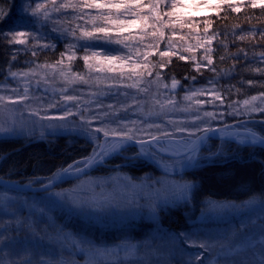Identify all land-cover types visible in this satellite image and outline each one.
I'll use <instances>...</instances> for the list:
<instances>
[{
    "label": "trees",
    "instance_id": "trees-1",
    "mask_svg": "<svg viewBox=\"0 0 264 264\" xmlns=\"http://www.w3.org/2000/svg\"><path fill=\"white\" fill-rule=\"evenodd\" d=\"M60 2H64V0H58V3ZM114 2H118V0H114ZM141 2L147 6L155 3V0H141ZM173 2L174 0H164V2L158 7L156 13L150 12L148 7H145L143 10H140L137 15L126 16L127 18H130V20L135 19L137 22H144L145 19H143V14H147L149 17L151 16L153 19L159 15L162 18V22L156 19V22L152 21L150 24L154 23L159 25L161 32L165 36V38L162 39L159 31L154 28H149L151 34L153 32L156 33L155 36H151V39L153 40L151 44L144 46L143 41L141 43L138 42L141 38L136 39L138 43L129 40V42L135 46L133 48L135 54L136 52H139L135 56H141L140 60H145L147 64V68H144L139 72L143 73V75L136 76L137 74L131 73L129 75L131 78L128 77V84L137 82L144 87L143 89H147V91H143V93L147 95L148 101L146 107L148 109L146 112L141 113V117H149L153 115V107L157 104L155 103V100H151L152 102L149 100V97L152 96L151 93L153 92L157 91L156 95L159 97L158 99H160L161 103L164 104V110L166 106L169 110H175V106L177 105L178 108H176L178 109L179 117H184L179 108L183 106L186 100L185 96L190 95V90H199L202 87L212 86L215 88L216 92L224 97V103H228L229 106L225 110L220 111V119L218 120L217 118H214L217 122L212 124L211 127H224L248 120L246 128H252L253 131L260 134L259 129L262 126L261 122L264 121V112H251L248 107H245L244 110L242 108H240L241 110H238L241 114L233 115L231 113H233L235 108L230 105H232L234 101L238 103H244L245 100L251 101L252 97L261 99V94L264 93V73L256 71V69H264V59H262L260 55L261 53H264V37L261 36V33L264 32V7L258 5L256 8H252L250 6V0L235 1L232 2L233 5L241 7V11L238 13L232 12L227 5H224L215 14L202 17L188 15L182 17L184 24H176L174 28L172 27L171 32V28L168 26V21L172 16L169 17L164 15V13L170 12V5ZM35 3H46V0H35ZM34 6L35 4L33 0H0V8H3L10 14L12 23L20 21L27 22L30 18V9ZM25 10H28L27 14L25 13ZM85 11L89 12L90 15L97 14L95 9H85ZM133 11L137 10L134 9ZM77 12L78 10L74 12L73 9L69 8L64 11L63 14L53 13V21L43 24V27L40 23L35 25L42 37L39 43L51 45V47L47 48L37 47L35 56L32 55L31 50H25L24 46H10L6 41L0 42V86L4 85L7 78L12 76L11 73L25 71L34 65L44 67L48 65L50 67L46 68L53 67L56 69H58V67L66 68L69 75L83 77L84 80L87 81V83L78 81L76 85L78 88L74 87L72 96L80 99L81 103L89 105L91 102L89 92H87L89 90L92 93H95L93 95L97 98L96 100H98L96 103L92 104L96 105L94 110L90 109L89 112H83L84 117L97 123H99L100 120H104V122L100 124V128H114L112 125L113 123L111 125L109 124L111 118H102L100 115H96V111L98 112L104 109V112H108L110 116L120 118L123 115H130V108L127 106L130 103L126 105L120 103V101H122L121 99L125 98L123 96V89L120 88V90H116L115 88V90H113L112 87H115L113 83H105L104 81L107 80L105 73L98 74L86 69L83 61V56L86 52L79 46L84 42L77 41L71 34V29L77 28V25H80L83 28L91 30L93 25L91 23H86L88 16H85L83 20L76 19L75 16L77 15ZM105 14H107V10H105ZM111 15L116 19L118 14L113 10ZM126 17L119 15V19L122 20H126ZM206 21L211 22V27L207 33L204 31ZM105 23V21H96L98 26ZM188 24H192V27H188ZM237 25L239 27H236ZM10 26L11 24L0 22V28H3L5 32ZM157 29L159 30V28ZM28 30H31V28ZM213 32H219L220 35L212 40V43L209 45L207 44V38ZM233 33H235V35ZM252 33L255 35L253 36ZM79 34V29H77L76 36H79ZM239 35H245L246 39H238ZM170 36L174 38L173 42L175 45L166 49L168 41L165 40L169 39ZM148 41L149 40L146 42L148 43ZM221 41H223V44H221ZM124 42H126V40ZM71 44L76 45L74 49L75 56L69 61L67 55L70 53H68L67 49ZM207 47H210L213 50L210 55L213 58V66L217 71L212 72L207 68H201V70L197 72L195 69L196 63H206V61H203V57L205 55V48ZM102 48L115 50V48L118 49V46L113 43L103 45ZM92 51H101V47L88 49L87 53H91ZM163 52H169L170 56H165L162 59L161 53ZM61 53H65V58L63 63L57 66L56 62L61 59ZM13 55L16 57L15 60L12 59ZM180 56H184L185 59L181 60L179 58ZM221 56L225 57L223 61L220 59ZM169 60L171 61L170 63H168ZM161 63L165 64V67L160 68L159 65ZM148 71L152 72L151 76L147 75ZM157 72H159L161 77L159 83L156 82ZM192 76L196 77L195 81L190 79ZM173 77L180 82L177 85L176 91H173L170 87ZM185 77H189V79H185ZM210 80L212 83H209ZM149 81H152L150 85L148 83ZM249 81H251V83H249ZM165 84L169 85V88H162ZM120 86L123 85L119 84L118 87ZM153 86H155V89ZM157 86L159 87L158 90L156 89ZM136 87L137 85L134 89H136ZM134 89H130V92L136 93ZM169 99L174 101V105H176L173 106L172 104H168L167 101ZM99 106L100 109L98 108ZM157 109H160V104L157 105ZM79 110H83V106ZM87 114L88 117L86 116ZM94 115L99 116L100 119H92ZM130 126L132 128L136 127L134 124H131ZM193 129L188 128L186 131L194 132L196 135L195 137H197L200 133L204 132L203 129L205 128L202 127L197 131L196 129ZM78 130L81 135H54L49 136L46 139L38 138L37 140L27 141H22L23 139L18 138L1 139L0 178L39 186L49 182V179L53 177L54 173L56 175L60 174L61 169L67 168L69 164H73L75 161H83L84 158L92 156L93 149H96L97 146L93 145L88 137L84 135L83 132L85 131L83 129ZM146 133L148 132L143 133V137L140 138L141 140L150 139L149 135ZM98 135L99 139H97L99 142H97L100 144V140L104 135L103 132H99ZM170 136L176 138L177 133H172ZM208 141L216 147L221 146L219 154L222 158L217 159L211 164H206L200 168L183 173L182 178L186 182L194 184L191 195V204L198 209L200 208L201 203L207 199H222L224 200V203L234 202L235 204L254 200L255 203H252L254 207L252 211H245L242 213V217L244 218L241 219H246V223L249 221H256L254 225H250V230L258 231L261 219L264 218V206L260 203L261 194L264 193V148L239 146L228 141ZM82 165L83 164L79 165V167ZM115 173L137 181L148 179L146 178L148 176H150L151 179L160 176V171L157 166L143 158L137 150L128 148L119 156L109 161L105 166L97 168L91 174L86 175V177L84 176L83 179L85 181L89 178H101ZM76 180L77 181L75 182H68L57 189H64L66 191L72 190V188L75 187V183L79 181L78 179ZM80 181L82 180L80 179ZM13 193L17 195H25L16 192ZM44 194L45 193L27 195L39 197ZM25 213L23 212V215ZM163 213L160 216V223L166 228L167 232L172 231L175 234L189 232L190 228L186 222L184 216L185 209L183 207H178L169 210L167 213ZM252 216H255L253 220L251 218ZM95 220H97L96 225L100 226L101 222L99 219ZM238 224L237 222L224 223V234L226 235L229 230L233 228L232 226L235 227ZM5 227H7V231H5ZM5 227L1 230L6 232L7 237L3 244L9 243L10 240L17 237V235L19 239L22 240L25 235L23 231L15 230V222H12ZM71 229L79 232V236L82 235L81 230L83 228L81 230H76L77 228ZM149 230V227H147L143 231L139 230L136 233V231H133L131 228L130 231L126 232L117 231L101 235L105 238L103 241L107 239V241L118 240V237L122 233L124 234L121 238L129 237L131 239L136 238L139 240H146L147 236H145V233ZM31 231L35 237H37L36 235H39L40 232H36L35 229ZM18 232H21V234H18ZM90 232L91 231H89V234ZM87 233L88 232L84 233L85 236H87ZM92 234L95 239H98V236L100 235L96 232ZM101 235L99 237H101ZM33 240L34 239H32L31 242H33ZM21 242L23 243L24 240ZM180 246L181 245L178 246L179 251ZM181 249L185 253V250L183 248ZM160 258L164 257L160 255ZM165 259L172 264H182V262L183 264H186L189 257L176 258L174 255L172 258L165 257ZM180 259L181 261H178ZM175 260H177V262Z\"/></svg>",
    "mask_w": 264,
    "mask_h": 264
},
{
    "label": "rangeland",
    "instance_id": "rangeland-1",
    "mask_svg": "<svg viewBox=\"0 0 264 264\" xmlns=\"http://www.w3.org/2000/svg\"><path fill=\"white\" fill-rule=\"evenodd\" d=\"M235 1L239 2L246 0H231V2ZM181 3L190 4L192 7L180 8L179 5ZM205 4L206 0H179L177 4L178 11L168 21L171 32L172 27L174 28L176 24H179V22H176V15H181L182 17L188 15L202 17L215 14L219 11V9L215 7H206ZM196 5H199V7H196ZM172 11V8H170V12ZM121 16L126 17L124 15ZM143 16L147 17L144 22H137L119 36L120 39L126 40L125 44H127L128 47L117 44L118 49L115 48L116 51H107L105 53L106 55H115L117 57L111 64L105 59V54L92 58L91 52L87 53L90 57L87 63L83 59L87 70L98 74L105 73L107 80L104 82L107 84L113 83L115 86L112 87L113 90H115V88L116 90H120V88L123 89V96L125 98L121 99V104L126 105L130 103L127 105L130 108V115H123L119 119L110 116L108 112H104V109L98 112L96 111V115H100L102 118H111L109 122L110 125L113 121H118L112 124L114 128H117L119 125L120 127L126 126L125 130L131 129L135 134V138H137L133 140H141L140 138L143 137V133L148 132L160 136V141L164 140V142L160 144L162 147L165 145L166 141H174L175 144H178V146L183 149L187 147L196 136L189 135V132L184 129L194 128L197 131L202 127L205 129L219 128L218 126L211 127V125L215 124L217 121L214 118L206 117L204 114L205 112H211L214 114V117L219 120L220 111L225 110L229 105L228 103H224V99L223 102H221L220 100L213 99L211 95L205 94L203 96L193 97L190 100H185L183 106L179 108L184 117H179L178 106L176 104L175 110H169L167 106L165 110H161V108L157 109L158 104H156L153 107L154 112L152 116L141 117V113L146 112L148 109L146 107L148 101L147 95L143 93L144 87H142L140 83L132 82L128 84V77L131 73H139L145 68L144 65L147 64L145 60H140L141 56H135L139 52L135 54L133 50L135 46L132 45L129 40L137 42L136 39L141 38L138 42L141 43L143 41L144 44H142L145 46L151 44L153 41L149 28H154L161 33L159 25L154 23L150 24L152 21L156 22V19H153L151 16L149 17L147 14H143ZM125 19L130 20V18L127 17ZM105 24L112 29L113 37L116 38L115 34L118 32V29L115 25L108 22ZM40 25L43 27V24ZM161 26L164 28L162 24ZM157 28H159V30ZM54 32L57 33L56 31ZM161 37L162 39L165 38L164 34ZM173 39L174 38L170 36L169 39L165 40L168 41V47L166 46V49L175 45ZM147 40H149L148 43L146 42ZM164 57L165 56H162L161 58L163 59ZM33 72L36 74L33 75ZM62 72L66 73L68 77L73 79L76 78L75 76L69 75L67 69L63 67H58V69H56L53 67L46 68L44 66L38 67L35 65L25 71L18 72L16 77L10 76L7 78L6 83L0 86V95L15 99L17 94H22L24 89L27 88L29 100L25 101L24 104L17 105L8 104L7 100L3 104H0V126L11 127L13 121L16 122V131L12 133H0V140L4 138H18L23 139L22 141H27L37 140L38 138L46 139L54 135H81L78 129H82L81 125L83 121L79 113H83L84 111L89 112L90 109L94 110L96 105L92 104L96 103L98 100H96L97 98L93 95L95 93L89 90L87 92H89V98L91 102H93H90L89 105L81 103V100L78 98L73 101L65 100V95L73 94V89L77 87L78 81L68 82L66 76L62 75ZM119 84L123 86L118 87ZM132 84L137 85L136 89H134V87H128V85ZM132 88L136 93L130 92ZM153 88L155 89V86H153ZM158 88L157 86L156 89L158 90ZM13 89L16 91L14 92ZM176 89L177 87L172 90L176 91ZM202 89H207L209 92L215 91V88L212 86L202 87L199 90ZM156 92L151 93L152 96L149 97L150 101L159 98ZM197 100H201L202 103L197 104ZM82 106L83 110H79ZM230 106L234 107L236 110H241L240 108L244 110L245 107L251 109L253 106H264V101L257 98L255 101H249L248 105L234 101ZM98 108L100 109V106ZM13 109H16V111H13ZM66 110L73 112L74 115L67 116L66 120L58 119L66 115ZM33 112H39L40 115H31ZM197 114L199 119H197ZM44 115L57 119L42 120L41 117ZM86 116L88 117V114ZM94 117L96 116L94 115L92 119H94ZM90 121L91 124L87 132L92 133V136H89L86 132L83 133L93 145L97 146L99 144V132H94V129L100 128V124L104 122V120H100L99 123L93 120ZM247 121L229 125L228 127L230 128L228 129H246ZM21 124L24 125L22 130L20 129ZM131 124L136 125V127L132 128L130 126ZM42 125L44 127H42ZM148 125H158L159 130L157 127L149 128ZM136 129H142V131H136ZM162 133H169V135L163 136ZM172 133H177V137L174 138L170 136ZM107 141L111 142L114 140ZM105 142L106 141H104V143ZM96 150L99 151V148L96 147ZM220 150L221 146L216 147L210 141H205L197 151L184 158L168 159L156 154L150 147H144L143 151H141V156L143 158L146 157V159L148 158L149 162L157 166L160 171V176L153 177L152 179L148 176L146 177L148 179H141L138 181L132 180L124 175H117L118 173L101 178L93 177L85 181L83 179L84 177H82L78 179L79 181L75 183V187H73L72 190L55 189L50 191L52 193H61V197L48 195V192L39 197L27 194L17 195L11 191L0 188V200L4 202L0 204V232H4L6 236V232L1 231L2 228L15 222V219L24 218H28L31 223L38 225L35 231H40L39 235H36L37 237L31 233L32 231H23L26 235V239L25 235L22 240L19 239L17 235V237L11 239L9 243L0 244V248H3L4 258L6 260H17L27 254L31 255L33 258H39L41 256L44 259L55 258L60 264H121V260L124 257L122 251L115 255H103L104 251L115 250L118 245L142 246L147 241L159 247V256L162 255V257H164L163 259H165V257L172 258L174 255L176 258H188L192 252L203 251L201 249L191 248L188 245H181L182 247H179L180 251L178 247L172 248L168 244L167 238L175 233L166 231V228L160 223V216L163 212L167 213L169 210L183 207L185 209L184 216L190 228L189 232L195 231L211 235H225L224 223L226 222H237V224L241 222L246 223V219H241L244 218L242 217V213L245 211L251 212L254 208L252 204H247L239 208L227 209L223 212H209L205 203L206 201L211 200L224 203V200L207 199L201 203L198 209L191 204L192 197L187 203L183 200L176 203L172 202L173 199L180 196L181 193L178 189L173 193L169 190L170 186L183 185L186 181L182 178V175L186 171L200 168L203 165L211 164L217 159H221L222 156L219 154ZM165 166L167 167V172H165ZM60 174L56 175L55 178ZM80 179L82 181H80ZM75 181L77 180H73V182ZM165 201H167V203H165ZM243 203L244 202L237 205ZM156 204H159V209L157 213L153 215L151 208ZM40 208L44 209V214L39 212ZM23 212L27 213L23 215ZM251 218L253 220L255 216ZM95 219H99L101 222L100 226L96 225L97 220ZM147 227H149L150 230L145 233V236H147L146 240L131 239L129 237L121 238L124 234L122 233L118 237V240L107 241V239L103 241L105 238L101 235L117 231L126 232L130 231L131 228L137 233L139 230L143 231ZM232 227L234 228V226ZM71 228H77L76 230H81L83 228L81 230L82 235L79 236V232ZM84 231L88 232L87 236H85ZM89 231L92 233L96 232L100 234L101 237H99V235L98 239H95L91 232L89 234ZM18 234H21V232H18ZM63 237L67 238L64 239ZM32 239H34L33 242H31ZM20 240H24V242L22 243ZM80 248H83V251H80ZM181 248L185 250V253ZM97 249L99 252L96 251ZM17 253H19V256L16 255ZM140 254L143 255V251H141ZM206 255L211 258V254ZM217 259L221 258L217 257ZM175 261L177 262V260ZM178 261H181V259ZM125 264H129V262L126 261ZM205 264H208L207 260H205Z\"/></svg>",
    "mask_w": 264,
    "mask_h": 264
},
{
    "label": "snow or ice",
    "instance_id": "snow-or-ice-1",
    "mask_svg": "<svg viewBox=\"0 0 264 264\" xmlns=\"http://www.w3.org/2000/svg\"><path fill=\"white\" fill-rule=\"evenodd\" d=\"M35 6L30 9V18L27 22L20 21L16 23L11 22V17L8 12H6L3 8H0V22L4 24H11L8 30L5 32L3 28H0V42L6 41L10 46L21 45L24 46L25 50H31L32 55H36V48H47L51 47L49 44H40L39 41L41 40V36L39 34V30L36 29L35 25L37 23L40 24H47L48 22L53 21V13L63 14L64 11L71 8L74 12H77L75 16L76 19L83 20L85 16H88V20L86 23H91L93 25L91 30L87 28H83L80 25H77V28L71 29V34L77 41H83L79 46L80 48L84 49L86 54L84 55L83 59L87 63L90 59L89 55H87V50L91 48L101 47V51H92L91 57L95 58L102 54H105L107 51H116L114 49H103V45L109 44H121L124 47H128L125 44L124 39H120V34L127 31L130 27L134 26L137 21L135 19L132 20H122L119 19V15H137L140 10H143L145 7H148L149 11L152 13H156L160 4L164 2V0H155V3L150 5L142 4L141 0H118V2H114V0H64V2L58 3V0H46V3H35ZM179 0H174L171 4L172 12H166L164 15L169 17L173 16L177 11V4ZM227 5V7L232 12H240L241 7L234 6L231 0H206V7H215L216 9H220L222 6ZM264 7V0H250V6L252 8H256L257 6ZM180 8H191L192 5L187 3H181L179 5ZM199 7V5H196ZM85 9L92 10L95 9L97 11L96 15H90L89 12H86ZM136 9L137 11H133ZM105 10H107V14H105ZM115 10L118 14L116 19H113L111 13ZM28 10H25L27 14ZM143 19H147V17H143ZM158 21L162 22V18L157 15L155 17ZM105 21L115 25L118 29V32L115 34L116 38L113 37L112 29L107 26V24L97 25L96 21ZM176 22H179L181 25L184 24L181 15H176ZM188 27H192V24H188ZM211 27V22L206 21L204 25V31L207 33L209 28ZM236 27H239L238 25ZM31 28V30H28ZM24 29V30H21ZM79 29V36H76V31ZM55 30V29H54ZM235 35V33H233ZM153 36L156 35L155 32L152 33ZM163 36V33H160ZM220 35L219 32H213L207 38V44H211L212 40L216 39ZM254 36L255 34L252 33ZM261 36L264 37V32L261 33ZM128 39V38H125ZM238 39L244 40L246 39L245 35H239ZM223 44V41H221ZM76 45L71 44L68 46V53L67 59L71 61L75 56V49ZM226 47V45H225ZM213 50L210 47L205 48V55L203 57L204 62H197L195 65V69L197 72L201 70V68H207L209 71L216 72L217 69L213 66V58L210 53ZM162 56H170L169 52L161 53ZM261 58L264 59V53H261ZM15 55H13L12 59L15 60ZM65 53H61V59L56 62L57 66L61 65L64 61ZM181 60H184V56L179 57ZM105 59L111 64L113 61L117 59L115 55H106ZM220 59L223 61L225 59L224 56H221ZM171 61L169 60L168 63ZM211 66V67H210ZM39 67V66H38ZM45 67H50L46 65ZM147 68V65H144ZM160 68L165 67V64L161 63L159 65ZM256 71H260L264 73V69H256ZM36 73L33 72V75ZM13 77L17 76V73H11ZM62 75L66 76L68 82H82L87 83L83 77H76L75 79L68 77L66 73L62 72ZM137 75H143V73H137ZM148 76L152 75L151 71L147 72ZM131 78V77H129ZM161 77L159 72L156 73V82L159 83ZM185 79H189V77H185ZM193 81L196 80L195 76L190 77ZM149 85L152 81L148 82ZM180 82L176 80L174 77L172 78L171 82V89H175ZM209 83H212L210 80ZM251 83V81H249ZM135 84L128 85V87H135ZM164 88H169V85H163ZM15 92L16 90L13 89ZM143 91H147V89H143ZM205 94L211 95L213 99L220 100L223 102V97L215 91L209 92L207 89L202 90H190V95L185 96V99H192L196 96H203ZM65 100L73 101L76 97L72 95H65ZM257 97H252V100L255 101ZM261 99L264 101V93L261 94ZM7 100L8 104L17 105V104H24L25 101L29 100L28 96V89L25 88L22 94H17L16 98L13 99L11 97H5L0 95V104H3ZM155 103L160 104L161 110L164 108V104L160 102L157 98ZM168 104L174 105V101L169 99L167 101ZM197 104L202 103L201 101L197 100ZM245 105L249 104V101H244ZM127 110V109H125ZM16 111V109H13ZM250 111H259L264 112V107L253 106L251 107ZM81 119L83 121L81 128L89 135L92 136V133H88L87 129L91 124V121L84 117L83 113H79ZM233 115L241 114L238 110H234ZM31 115L39 116V112H33ZM74 115L71 111L66 110V115L61 116L58 119L66 120L67 116ZM206 117L215 118L214 114L211 112H205L204 114ZM42 120H51L57 119L55 117H48L44 115L41 117ZM94 119H100L99 116L94 117ZM119 119V118H118ZM197 119L199 116L197 114ZM113 123H117V121H113ZM261 127L259 129L260 134L258 135L256 131H253L252 128H246L245 133L246 135L241 138L240 142H250L252 144H261L264 145V121L261 122ZM24 127L23 124L20 125V129L22 130ZM42 127H44L42 125ZM149 128L157 127L159 130L158 125H148ZM198 127V125H197ZM126 126L120 127L118 125L117 128L111 129H104V128H96L94 132H103L105 138H108L110 135L113 138H117L118 140L114 141H107L105 144H98L97 147L99 151L95 148L93 149V155L90 157L84 158L83 161H75L73 164H69L67 168L61 169L63 173H69L74 168L77 172L82 171L79 165L83 164L85 168L92 166L95 163H98L103 160V158L107 155L112 153H118L120 148L123 147V141H131L135 139V134L131 129L125 130ZM187 130V129H184ZM16 131V122L13 121L11 127H4L0 126V133H12ZM136 131H142V129H136ZM203 131H211L210 128L203 129ZM150 137V141L138 140L137 142L143 145L150 142H157L159 143L161 137L153 135L151 133H146ZM163 136H168L169 133H162ZM189 135H195L194 132L189 131ZM165 172H167V167L165 166ZM56 174H53V177L49 179V185H44L47 189L52 181L55 179ZM194 188V184L190 182H185L183 185H172L170 186V191L175 193L177 189L181 193L180 196L175 197L173 199V203L179 202L183 200L185 203L191 198L192 189ZM48 195H54L57 197H61V193H52L48 192ZM4 202L0 200V204ZM167 203V201H165ZM207 205V210L209 212H223L227 209L232 208H239L243 207L247 204L255 203L254 200L245 201L244 204L237 205L234 202H227V203H220L217 201L208 200L205 202ZM260 203L264 206V193L261 194ZM159 209V204L153 205L151 211L153 215L157 213ZM39 212L44 214V209L40 208ZM256 221H249L248 223L241 222L240 224L236 225L234 228L230 229L226 235H211V234H203L199 232H180L174 235H171L167 238L168 244L172 248H177L179 245H188L191 248L201 249L203 251H196L192 252L189 255V259L187 260L186 264H205V260L208 261V264H264V218L261 219L259 231H250V225H254ZM38 225H35L29 221L28 218L24 219H15V230L17 231H31L37 229ZM5 231H7V227H5ZM66 239L67 237H63ZM7 237L4 235V232H0V244H3ZM6 246V245H5ZM80 251H83V248H80ZM99 252V250H96ZM123 252L124 257L121 260V264H125V262H129V264H169L168 260L160 258L159 247L154 246L150 241L145 242L142 246L140 245H118L115 250H105L103 255H115L118 252ZM143 251V255L140 252ZM206 254H211V258ZM19 256V253L16 254ZM217 257L221 259H217ZM0 264H60L58 260L55 258L44 259L42 256L39 258H33L31 255H24L22 258L17 260H6L3 255V248H0ZM183 264V262H182Z\"/></svg>",
    "mask_w": 264,
    "mask_h": 264
},
{
    "label": "water",
    "instance_id": "water-1",
    "mask_svg": "<svg viewBox=\"0 0 264 264\" xmlns=\"http://www.w3.org/2000/svg\"><path fill=\"white\" fill-rule=\"evenodd\" d=\"M246 135L245 129H228L227 127H219L217 129H211V131L202 132L200 133L195 139L191 141V143L183 148L182 150H179L178 152H171L164 147H162L160 144L164 142V140L157 142H150L143 145L144 147H150L156 154L168 158V159H181L189 154L197 151L205 141L208 140H215V141H230L234 142L240 146H255V147H262L264 148V145H261L259 143L252 144L250 142H243L241 143L240 140ZM259 135V134H258ZM101 144H105L104 141L106 140H118L117 138H113L112 136H109L108 138H103ZM138 140H131V141H123V147L120 148L118 153H112L110 155H107L103 158L102 161L93 164L90 167L85 168L84 165L80 168L83 169L82 171L77 172L75 168L69 172V173H61L57 178H55L51 185L46 189L44 185H49L48 183H45L43 185L34 186L29 184H23L15 181L6 180L3 178H0V188L5 189L8 191L16 192V193H22V194H43L47 193L49 191H53L56 188L70 182L73 180H76L78 178H81L83 176H86L88 174H91L94 172L97 168L105 166L109 161L114 159L115 157L119 156L124 150L128 148H133L141 153L142 151V145L137 142ZM144 141H150V139L144 140ZM174 142V141H173ZM142 154V153H141ZM146 159V157H145ZM147 160H149L147 158Z\"/></svg>",
    "mask_w": 264,
    "mask_h": 264
},
{
    "label": "bare ground",
    "instance_id": "bare-ground-1",
    "mask_svg": "<svg viewBox=\"0 0 264 264\" xmlns=\"http://www.w3.org/2000/svg\"><path fill=\"white\" fill-rule=\"evenodd\" d=\"M196 138V137H195ZM194 138V139H195ZM228 142H230V141H228ZM234 143V142H233ZM236 144V143H235ZM238 145V144H237ZM240 146V145H239ZM165 149H167V150H169V151H171V152H178L179 150H182L181 148H180V146H178V144H175L174 142H172V141H166L165 142V145L163 146ZM140 153V152H139ZM140 155H142L141 153H140ZM57 189V188H56Z\"/></svg>",
    "mask_w": 264,
    "mask_h": 264
}]
</instances>
